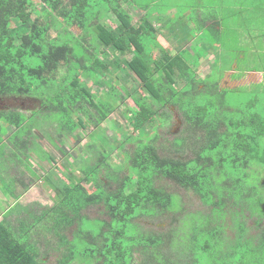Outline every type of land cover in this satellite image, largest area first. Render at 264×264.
I'll use <instances>...</instances> for the list:
<instances>
[{"label":"trees","instance_id":"1","mask_svg":"<svg viewBox=\"0 0 264 264\" xmlns=\"http://www.w3.org/2000/svg\"><path fill=\"white\" fill-rule=\"evenodd\" d=\"M46 1L50 10L42 15L32 0H0V99L39 101L30 115L16 108L0 110V163L7 149V156L25 163L31 154L37 161L58 163L33 131L46 124H55L58 136L75 134L79 142L84 134L78 129L87 128V118L95 127L89 134L96 139L100 131L106 146H98V138L88 142L93 161L90 154L67 153L63 138L47 133L59 152L82 163L84 177L59 171L57 177L47 176L59 196L51 205L6 204L0 264H45L39 243L41 238L49 242L51 234L65 248L55 264L90 258V264H264V86L245 108L248 118L224 115L229 106L221 73L215 72L213 80L212 74L197 77L180 50L159 43L149 16L134 19L123 7L132 0ZM112 13L109 24L104 19ZM121 73L133 82L132 93L113 88L106 98L95 90L94 85H105L103 78L117 82ZM182 79L185 85L177 89ZM133 94L137 115L132 121L139 133L131 141L136 145L124 152V165H112L101 126L114 112V102ZM171 105L181 114L183 134L164 153L157 139L159 127L171 120ZM189 149L193 158L179 156ZM31 165L26 169L40 174L41 166ZM168 181L192 191L202 209L190 211ZM15 184L14 192L7 190L18 200ZM89 206L102 207L107 218H91L84 213ZM19 210L29 214L15 227L9 216ZM85 219L96 226L84 224ZM143 220L168 221L169 227L149 229ZM74 225L70 239L64 232Z\"/></svg>","mask_w":264,"mask_h":264},{"label":"rangeland","instance_id":"2","mask_svg":"<svg viewBox=\"0 0 264 264\" xmlns=\"http://www.w3.org/2000/svg\"><path fill=\"white\" fill-rule=\"evenodd\" d=\"M35 8L37 11L40 10L42 15H45L48 13L49 9V4L47 3L46 0H32ZM145 3H147V1H144ZM225 3L227 4L226 1H223L224 7H225ZM125 8H127V10L129 12H131L133 14V16L136 18L138 17V13H134L132 11L131 8L127 7L124 4ZM243 13V12H242ZM247 14L248 17H240L237 16V18H228L227 21H230L229 24L227 25H223L225 28L230 26L232 24L231 21H233L234 19L236 21H239L240 23L238 24H233L231 26H239L236 31L237 32H228L227 33H231L232 37H234V39L241 41L245 35H248V32L246 31L247 27H248V23L247 21H252L253 19H255L253 17L250 18L249 15L250 12H248L247 10H244L243 16H245ZM114 19H115V14L112 13L110 16L106 17L104 19L105 22H109L110 23H114ZM256 20H260L259 17ZM245 22L247 24H245ZM254 22V21H253ZM263 28H264V24ZM72 31H74L76 34L79 33V29L76 26L72 27ZM193 35V34H192ZM227 37L228 34H226ZM200 37L206 39V37L209 39L210 37H212V32L206 30L204 31V33H202L200 35ZM249 39V38H248ZM165 41L162 40V44H164ZM166 45V43H165ZM230 46V47H229ZM254 45H252L251 48H249V46L243 47L242 48H235L234 43L230 41H227L226 45H224V47H219L220 49L224 50V54H227L229 51L231 53L230 58L227 59V62L231 65V60L237 59V56H241L239 58V68L240 69H263L264 70V49H262L263 47L261 46L259 49H256L255 47H253ZM184 48V46L178 47L177 50H180L181 53L183 54V56H185V58L190 61L192 60V57L189 58L188 56V52L186 50H182ZM156 54L160 55V52H156ZM232 56V57H231ZM195 60V58L193 59ZM214 71V70H213ZM202 71H200L201 73ZM198 74V77L201 76L203 73ZM216 73L214 72L211 75V79H215ZM124 75L123 73L118 75V81L117 82H112L111 78H103L102 82L105 83L104 86H95V90H101V96H105L106 98H109V96L112 94V89H117L119 91H122L123 93H125V91H131V93L134 91L133 90V82L131 81H126L124 79V77L122 76ZM102 77V76H101ZM196 78V76H195ZM179 81V80H178ZM185 80H180V83L176 84L177 89L182 87L183 85H185L184 83ZM246 85H248L246 83ZM264 86V82H261L259 84H255L252 86H248V87H239L236 88L235 90H227L226 94H225V102L227 104L226 107V111H224V115L229 114V115H234V117H236V119H240L244 116V118H248L247 114L244 113L246 110L245 108L248 105H251L252 102L254 103L257 95L256 92L258 93L259 89L261 90L262 87ZM135 94L131 95H127L124 99L121 100H116L117 102H114V107L115 110L114 112L109 115V119L107 121H105L101 128L105 130L106 135H107V142L108 145L110 146L109 151H110V158L108 159L110 161V163L112 165H118V166H122L125 164V151L126 150H130V152L132 151V149L135 147V142H132L131 140L138 135L139 131H135L134 130V122L132 121L133 118H135V116L137 115V106L135 104ZM264 96H262V102L264 103ZM257 104V103H256ZM39 106V101L34 99V98H23V97H4L0 99V110H9V109H19L22 112L26 113L27 115H30L31 112L33 110H35L37 107ZM230 108H239V111H232ZM169 111L171 112L172 116H171V120L168 123H165L164 125L162 124L159 127V133H160V137L157 139V143L161 144V146L165 147V149H167L165 152L167 151H171L170 147H171V142L173 140V138L177 135H182L183 134V119L181 117V114L179 112V110L171 105L169 107ZM246 115V117H245ZM44 121V120H41ZM87 128L86 129H82L79 128L78 131H83V137H82V141L76 142V138H75V134L69 133L61 136H58V133L55 131V124H51V125H45L42 126L40 128L38 127H34L33 131L39 136V138L37 139H43L40 140L42 141V144L45 145L46 144V148L47 149H51V153L58 159H56L58 161V163H56L55 161H46L44 160L43 162L37 161V159L35 158V156L33 154H31L33 157L32 159H26V163L23 161H21L20 159H18V157H14V156H7L8 155V151L9 149H7L6 154L4 159L2 158V162L0 163V173H2L4 175V172H7L9 174V176H6L4 178L1 177V179H3L4 181H1L0 183V219L3 218L4 213L6 211V204L8 205H15L16 202H18L19 204L25 206V207H30L33 209L34 208H39L41 206H46V205H51L53 203H55L56 201L59 200V196L56 194V191L49 186L48 184V180L46 179L47 176H52V177H57L59 176V172L61 174H66L67 176L69 175H76V176H83V172L82 169H80V165L82 163L76 164L77 162H74L72 160V158H69V154L64 155L62 152H59L57 150V148L55 146H53L50 143V140L48 139V135L47 133L49 132L53 138L60 137L63 138L64 140V144L63 147L66 148V150L68 151L67 153L70 152H74L76 153V155H78L80 157V155H88L90 154L92 156L93 161L96 159L95 153L90 151L88 152V142L89 141H96L98 137H100V131L95 135L97 138L95 139V137L93 135H90L89 133H91L94 130V125L93 123L88 120L87 118L85 119ZM12 125H10V128L7 127L9 130L11 129ZM47 127V128H45ZM221 129H223V127H221ZM7 131L4 130L3 133H5ZM76 133V132H75ZM35 137H33L34 139ZM58 138V140L60 139ZM100 143H98L97 145L102 146L104 149L106 145L102 144V139L98 138ZM97 142V141H96ZM125 142V146H121V143ZM104 145V146H103ZM36 148H40L41 144L40 143H36L35 144ZM108 148V147H107ZM106 148V149H107ZM181 154V153H180ZM175 155V154H174ZM180 157H187V158H193L194 156V151L192 150H187V152L185 154H181L179 155ZM55 160V159H53ZM34 164L35 167H37V165H40L41 168L38 169L39 173L35 170L31 169V172L34 174H31V172H29V170L26 169L32 167L31 163ZM23 163V164H22ZM57 165H56V164ZM72 164V165H71ZM26 166V167H25ZM39 166V167H40ZM59 171V172H58ZM126 172L127 168L125 169ZM24 172V173H23ZM103 172V171H102ZM124 172V173H126ZM122 173V174H124ZM121 174V175H122ZM105 175H102V180L106 181V178L104 177ZM11 177L15 178L16 181H12ZM50 178V177H48ZM59 182H61L60 180H58ZM17 182V187H16V192L20 193L21 196L20 198L17 200V196L18 195H13L8 193L7 190V186H9V189L12 190L14 192L15 190V186ZM170 183L169 185V189L174 192L179 198H181L184 202H186L187 207L190 209V211L192 210H197V209H202L201 208V202H200V198L198 196H196L192 191H187L186 189H184L183 187H181L180 185H177L176 183H173L171 181H168ZM25 184H28V190L25 191ZM34 187V188H33ZM88 189H94V186H90L87 185ZM3 193H2V192ZM7 193V194H6ZM13 196V197H11ZM20 206V205H18ZM8 209V207H7ZM32 209V210H33ZM103 208L100 206H89L88 208H86L84 210V213H86L87 215H89L91 218H95V217H100V218H105L106 216L104 215V213H102ZM208 210V208H207ZM29 213L27 211L24 210H19V211H14L10 216H9V220L10 222L13 224V226H17L18 225V220L19 218H25L27 217ZM107 218V217H106ZM95 220H84V224L88 223L90 225H94L93 227L96 226V221ZM142 222H144V224L149 228V229H154V228H158V229H162V230H166L169 226H168V221L165 222H161V221H157L155 220L153 223H151L150 220H143ZM250 223H252V219L249 220ZM145 226V227H146ZM76 225H74L72 228H68L66 230L65 235L68 236L70 239L72 238V229H76ZM49 236V242L44 241L43 238H41V243L40 247H41V251H42V259H44L45 264H55L57 262V260L60 258L61 254L63 253V251H65V248L63 246H60L57 240V237L54 234L48 235ZM74 243H80V241L74 242ZM84 262V261H83ZM93 260L92 258L88 259L86 261V263H80V264H90L92 263ZM74 264H79L78 262L75 261Z\"/></svg>","mask_w":264,"mask_h":264},{"label":"crops","instance_id":"3","mask_svg":"<svg viewBox=\"0 0 264 264\" xmlns=\"http://www.w3.org/2000/svg\"><path fill=\"white\" fill-rule=\"evenodd\" d=\"M133 3L122 2L131 8L134 13H138V17H134L131 12L129 14L138 19L144 14L149 16V21L157 28V40L164 47L173 48L174 52L178 47L184 46L182 50L188 52L189 58L192 57L191 71L201 76L221 73L220 86L223 90H235L239 87H248L264 82L263 69H240L239 58L231 60V65L227 62L230 58V51L224 54V47L227 41L232 42L235 48L255 47L264 49V0H132ZM144 1H147L145 3ZM223 1H226L225 7ZM127 9V8H125ZM244 10L250 12L252 21H247L248 27L241 41L232 37L231 33L237 32L239 26H231L240 23L235 19L228 27L223 25L229 24L228 18L248 17L243 16ZM243 12V13H242ZM260 20H256V19ZM254 21V22H253ZM245 22V24H247ZM212 32V37L206 39L200 37L204 31ZM193 34V35H192ZM229 37H227V35ZM249 38V39H248ZM230 47V46H229ZM157 49L155 51L158 52ZM232 57V56H231ZM195 58V60H193ZM214 70V71H213ZM200 71H202L200 73ZM246 83L248 85H246ZM34 188V187H33Z\"/></svg>","mask_w":264,"mask_h":264}]
</instances>
